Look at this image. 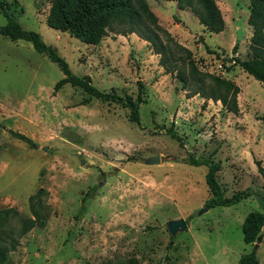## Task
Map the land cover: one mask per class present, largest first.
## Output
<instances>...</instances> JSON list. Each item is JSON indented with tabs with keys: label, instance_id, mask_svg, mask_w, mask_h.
<instances>
[{
	"label": "rangeland",
	"instance_id": "obj_1",
	"mask_svg": "<svg viewBox=\"0 0 264 264\" xmlns=\"http://www.w3.org/2000/svg\"><path fill=\"white\" fill-rule=\"evenodd\" d=\"M5 1L21 27L55 48L74 75L137 101L140 125L119 104L88 99L69 84L55 90L59 67L29 42L0 35V210L35 220L21 237L18 219L10 221L2 264H238L250 253L256 242H243L242 224L251 212L264 215V177L254 153L264 145V89L229 62L248 57L249 1L215 0L225 28L213 34L191 10L146 0L158 25L190 50L198 72L238 86L237 112L191 95L135 34L108 32L87 45L47 25L52 0ZM6 23L0 13V26ZM154 156L159 162L146 165ZM190 158L219 164L224 197L246 189L253 195L206 209L208 166H193ZM178 219L187 228L171 236L167 222ZM261 235L256 257L264 264V227Z\"/></svg>",
	"mask_w": 264,
	"mask_h": 264
},
{
	"label": "trees",
	"instance_id": "obj_2",
	"mask_svg": "<svg viewBox=\"0 0 264 264\" xmlns=\"http://www.w3.org/2000/svg\"><path fill=\"white\" fill-rule=\"evenodd\" d=\"M176 2L180 10L189 9L196 16L199 24L208 32L221 33L225 28V22L215 0H164ZM249 16L247 24L251 28V38L246 59L235 56L230 57L231 66H238L242 71L258 81L264 89V0H248ZM10 4L0 0V13L7 18V23L0 26V35L11 41L23 40L29 42L34 50L55 63L63 77L54 89L58 90L63 85L81 89L88 95V99H97L101 102L119 104L129 110V120L140 125L138 102L130 96H120L114 92L105 93L92 85L89 76L78 77L72 73L67 62L57 50L47 45L41 36L33 31H27L21 27L13 14L8 13ZM50 28L67 32L72 37L87 45H97L107 35L114 32L126 36L135 34L141 40L150 44L153 52L159 56V65L166 74L176 75L183 87L191 95H200L207 100L219 101L221 104L237 112V94L239 88L229 80L221 79L209 74H201L191 59L190 50L176 43L166 30L157 23V18L150 10L146 0H52L49 14L46 20ZM206 50L209 49L206 46ZM237 44L232 52L236 53ZM215 53V52H209ZM216 54V53H215ZM218 57V55H217ZM85 103L87 100L84 101ZM170 136L177 141L180 138L176 133L169 131ZM12 135L29 145H34L26 136L12 132ZM193 166H208L205 175L206 185L211 193L204 207L209 209L214 206H230L241 200L251 197L253 194L246 189L224 197L221 187L217 182L216 174L220 169L217 162L199 161L189 159ZM258 172L264 177V168L260 161H255ZM264 201V200H263ZM12 219H18V237L28 233L35 226V220L22 217L15 209L0 210V264L4 263L9 251L7 245V233L14 230L10 226ZM264 227V215L260 212L249 213L242 224L243 242L254 245L258 239H262L261 231ZM13 248V245L11 246ZM257 246L253 250L240 257L238 264H259L256 257Z\"/></svg>",
	"mask_w": 264,
	"mask_h": 264
},
{
	"label": "water",
	"instance_id": "obj_3",
	"mask_svg": "<svg viewBox=\"0 0 264 264\" xmlns=\"http://www.w3.org/2000/svg\"><path fill=\"white\" fill-rule=\"evenodd\" d=\"M144 162L146 165L157 164L159 162V157L158 156L150 157V158H147ZM204 211H206V209H203L200 213H202ZM166 226H167V230L171 236H175L178 232L184 231L187 228L186 222L183 219L171 220V221L167 222ZM260 242H261V240L258 239L256 241L255 247Z\"/></svg>",
	"mask_w": 264,
	"mask_h": 264
},
{
	"label": "crops",
	"instance_id": "obj_4",
	"mask_svg": "<svg viewBox=\"0 0 264 264\" xmlns=\"http://www.w3.org/2000/svg\"><path fill=\"white\" fill-rule=\"evenodd\" d=\"M171 5H175L177 8V4L171 2ZM250 35H251V33H250ZM235 81L237 82L238 85H240L238 82V78H235ZM254 153H255L256 157L259 159L258 161H261V163L263 164L262 167L264 168V145L258 144L257 146H255Z\"/></svg>",
	"mask_w": 264,
	"mask_h": 264
}]
</instances>
